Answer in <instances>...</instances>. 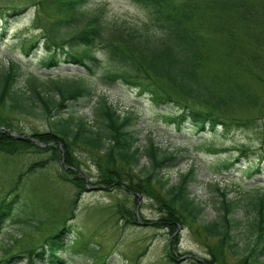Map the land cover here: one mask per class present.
Returning a JSON list of instances; mask_svg holds the SVG:
<instances>
[{"label": "trees", "instance_id": "16d2710c", "mask_svg": "<svg viewBox=\"0 0 264 264\" xmlns=\"http://www.w3.org/2000/svg\"><path fill=\"white\" fill-rule=\"evenodd\" d=\"M130 1L147 13L148 22L141 29L127 28L115 23L113 25L104 9L95 11L91 9L92 0H42L35 2V5H11L5 9L1 14L2 18L0 17L2 19L0 41L6 37L14 19L29 8L35 7L32 24L35 30L43 33L38 31L37 37L27 43L25 53L28 55L37 51L40 46L39 40L44 39L46 51L45 57L40 62L41 68L60 69L59 52L62 51L65 53L66 62L85 68L88 75L82 73L72 79L49 76L43 80L39 74H30L25 89H19L16 84L18 77L23 74L22 65L13 62L0 74V109L10 108L14 111L34 114L40 102L41 112H45L49 128L25 133L12 128L10 123H5L0 118V155L6 156L7 160H11L15 165H18V162L14 160L23 155L33 157L25 171L21 168L20 177L46 168L53 164L52 161L61 164L63 161L65 165L62 166L67 176L59 175L76 186L74 208L83 192L89 190V183L77 170L79 160L74 153L77 147L76 141L79 140L92 150L107 148L105 155L107 163L112 161L115 164L120 160L125 167L132 169L139 164L140 156L146 155L152 160V169L149 170L146 178L148 185H145L143 180L135 182L132 176L127 183L125 175L106 169L100 173L98 182L117 184L125 186L127 190L148 194L147 187L151 180H157L168 196V200L160 202L162 214L159 223L171 228L172 231H177L179 228L177 222L183 221L181 217L184 214L195 221L203 210V206L196 202L189 190L188 183L193 179L194 169L181 174L178 183L171 185L168 180H164L159 170L173 163L176 155L172 152L161 155L162 149L151 136L148 138L149 143L145 151L137 146L140 138L135 127L132 128L136 115L131 113L122 116L106 97H101L96 102L97 94L88 78L100 68V65H103L104 59L98 55L101 51L111 63L119 67L104 70L103 75L100 76L102 82L113 85L117 80L125 81L136 85L140 94L150 93L159 106L173 103L177 107L175 110L160 112L179 130H184L186 125H190L195 133L204 132L212 134L213 137L219 132V126L222 127V131H229L234 127L258 128L260 125L257 118L260 116H256L257 118L227 116L226 110L232 104L253 111H261L264 106L260 96L255 94L248 84L238 82L235 77L237 75L235 69H238L237 72L246 71L253 80L264 84V0H235V10L243 17V24L230 26V36L226 38L230 42V47L242 49L245 46L244 40L246 47L237 50L236 62H230L232 68L230 71L233 73L223 80L220 79L224 85L225 82L228 83L224 96L218 95L205 85L199 76L200 68L206 58L204 37L199 34V25L195 21L194 9H198L199 2L197 0H183V3H177L176 0ZM44 12L45 15L56 17V21L50 27L43 26L40 21L42 17L40 15ZM148 74L150 78L153 76L168 83L181 99L175 100L167 91L153 84L144 85L141 76ZM216 77L218 79L217 75ZM233 80L235 84L232 86L230 83ZM54 91L58 93L57 99L51 94ZM88 101L96 103L95 124H89L83 118L77 119L76 116V105ZM176 102L182 107H178ZM13 131L24 137L13 135ZM208 149L212 150L210 147ZM238 150L239 153L234 157H227L217 163L215 172L231 171L243 156L250 153L251 148L242 145ZM262 159L259 157L256 167H253V170L249 169L251 172L249 175L262 171L260 166ZM21 181L20 178L14 183L0 200V232L11 222L28 223V220L22 217L26 206L23 205L25 190ZM211 188L217 192L215 202H218L217 208L222 214L218 219L202 224L204 230L210 235L220 236V243L224 246L228 245L232 249L237 246V229L242 221L232 213L236 209H241L248 195L247 209L244 212L250 216L248 231L251 236L248 237L247 247H251L244 259L248 264L260 262L264 257V190L253 189L239 198H229L228 188L222 187L218 182L211 184ZM74 211L65 219L66 222H63L62 226L47 235L43 243L35 248L16 251L14 249L19 240H13L2 249L0 264H17L22 258H26V264H67L69 260L63 254L67 253L71 246L65 241L72 231L70 220H74ZM131 215H134V212H131ZM159 223L157 224L161 225ZM26 232L28 231H24V235ZM78 250L83 252L80 248ZM75 253L79 254L78 251ZM88 255L95 256L93 253ZM171 257L175 260L173 254ZM250 259L254 260L250 261ZM203 262V264H212L213 261L206 259ZM261 264L264 262L261 261Z\"/></svg>", "mask_w": 264, "mask_h": 264}, {"label": "rangeland", "instance_id": "374dc122", "mask_svg": "<svg viewBox=\"0 0 264 264\" xmlns=\"http://www.w3.org/2000/svg\"><path fill=\"white\" fill-rule=\"evenodd\" d=\"M37 1L42 0H0V17L11 5H35ZM197 1L199 4L198 9H194L195 21L199 25V34L204 37L206 56L199 76L205 85L212 88L218 95L224 96L228 83L225 82L224 85L221 80L233 73L230 71L232 70L230 62L237 61L238 57H235V54H238L237 50L246 47L245 40V46L242 49L230 47L226 37L230 36V26H242L243 17L235 10V0ZM100 8L104 9L113 25L115 23L127 28L141 29L148 22L146 11L130 0H92L91 9L95 11ZM44 9L47 10V8ZM33 12L35 7L29 8L14 19L7 30L6 38L1 39L0 74L13 62L20 63L23 74L18 77L16 84L19 89H25L26 80L30 74H39L43 80L49 76L72 79L79 77L78 75L82 73L88 75L85 68L66 62L65 53L62 51L59 52L60 69L41 68L40 62L45 57L46 51L44 39L39 40L40 46L34 54L28 56L25 53L24 47L32 42L40 31L35 30L32 24ZM40 16H42L40 21L43 26L50 27L56 21V17L45 15V12ZM98 55L104 59L103 65H100V68L88 78L89 83L95 88L96 102L101 97H106L122 116L131 113L136 115L132 128L135 127L140 138L137 146L143 151L151 136L162 149L161 155L167 152L176 155L173 163L159 170L160 176L168 180L171 185L180 181L181 174L194 169L193 179L188 184L191 196L203 206L201 215L194 221L192 217L184 214L181 217L183 221L177 222L179 227L177 231H172L171 228L159 223L162 214L160 202L168 200V196L157 180H151L147 187L148 194L129 188L127 190L125 186L117 184L98 182L100 173L106 169L125 175L127 183L132 176L135 182L143 180V183L148 185L146 178L149 170L152 169V160L146 155H141L139 164L132 169L125 167L120 160L115 164L112 161L107 163L105 159L107 148L92 150L85 147L79 140L76 141L77 147L74 153L79 160L77 170L86 178L89 190L83 192L75 208L73 201L76 197V186L60 176L63 174L67 176L61 163L52 161L53 164L50 166L20 177L21 168L25 171L33 157L23 155L14 160L18 162V165H15L11 163V160H7L6 156L0 155V200L21 178L25 190L23 205L26 206L22 217L28 220V223L22 220L23 224L8 223L0 232V257L3 253L2 249L13 240H19L14 249L16 251H25L39 246L45 237L62 226L63 222H66L65 219L75 210L74 220H70L72 231L65 241L71 246L69 251L63 254L69 260L67 264H203L206 259L212 260V264L220 262L248 264L244 259L251 247H247L248 237L251 236L248 231L250 216L244 212L247 209L248 195L244 200L246 207L243 202L241 209H236L232 213L234 217L242 221L237 229L238 245L233 249L228 245H222L220 236L207 233L202 224H208L222 214V211L217 208L218 202H215L217 192L211 188V184L218 182L222 187L228 188L229 198H239L253 189L264 190V106L261 111H253L241 109L232 104L226 110L227 116L240 118L260 116L256 117L260 125L258 128L234 127L229 131H222V127L219 126V132L213 137L212 134L204 132L195 133L190 125H186L184 130H179L160 112L175 110L177 107L173 103L159 106L150 93L140 94L136 85L125 81L117 80L113 85L103 83L100 76L103 75L104 70L119 67L111 63L103 52L99 51ZM237 70L235 69L236 80L248 84L264 103V84L253 80L246 71L237 72ZM148 76H141L144 85L153 84L167 91L175 100L181 99L164 80L153 76L150 78L149 74ZM234 84L233 80L230 85ZM51 94L54 98H58L57 91ZM95 104L88 101L76 105L77 119L83 118L89 124H95ZM176 105L182 107L177 102ZM41 109L40 102L34 114L14 111L10 108L0 109V118L4 120L3 122L10 123L16 130L31 133L33 130L49 128L45 112L42 113ZM242 145L250 147V153L243 156L231 171L215 172V165L227 157L232 158L237 155L238 147ZM223 148L225 150H222ZM259 157L263 158L260 164L262 171L249 175L251 173L249 169L253 170V167H256ZM130 169L132 170L129 171ZM131 212H134V215H131ZM24 231H28L26 235ZM84 247L88 248L84 250ZM79 248L83 252L78 250ZM76 251L79 254L75 253ZM91 253L95 256L88 255ZM172 254L175 260L172 259ZM253 260L250 259V261ZM261 261L264 262V257ZM261 261L251 262V264H261ZM17 264H26V258H22Z\"/></svg>", "mask_w": 264, "mask_h": 264}]
</instances>
